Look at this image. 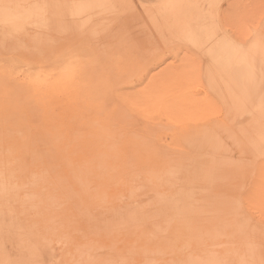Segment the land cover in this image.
<instances>
[{
	"label": "rangeland",
	"instance_id": "374dc122",
	"mask_svg": "<svg viewBox=\"0 0 264 264\" xmlns=\"http://www.w3.org/2000/svg\"><path fill=\"white\" fill-rule=\"evenodd\" d=\"M252 1L35 0L26 36L0 32V264H117L116 255L262 263L248 255L264 248V141L246 136L264 109L250 100L264 97V0ZM19 15L10 14L14 25ZM28 39L38 46L37 74L47 73L37 87L26 78ZM202 44L214 51L204 56ZM225 51L217 71L227 73V92H219L223 81L199 70ZM52 53L70 66L46 67ZM34 89L36 116L19 103ZM236 174L243 179H228ZM219 195L234 208L212 209ZM160 202L183 216L137 215ZM134 246L152 252L144 259Z\"/></svg>",
	"mask_w": 264,
	"mask_h": 264
},
{
	"label": "bare ground",
	"instance_id": "6f19581e",
	"mask_svg": "<svg viewBox=\"0 0 264 264\" xmlns=\"http://www.w3.org/2000/svg\"><path fill=\"white\" fill-rule=\"evenodd\" d=\"M35 0H22V2H20V3H12L11 1H10V4H6V3H4V0H1L0 1V9H3V12L0 14V23H2V25L3 26H5V25H10V28L9 29H3V30H0V32L1 33H3L4 35H10V34H18V35H21V36H26L28 33H27V31H25V29H26V27H28V25H31L32 27L33 26H35V24H34V15H33V13H35V10L37 9L36 8V4H35V2H34ZM250 2H251V0H249ZM254 1V3H256L255 1L256 0H253ZM253 1H252V3H253ZM244 2H246V1H243V3ZM34 3V4H33ZM243 3H241V4H243ZM246 4V3H245ZM257 5V4H256ZM248 6H250V5H247V7ZM255 6V5H254ZM6 7V8H5ZM253 7V6H252ZM28 8V9H27ZM18 9V10H17ZM242 9V8H241ZM244 9V8H243ZM244 11V10H243ZM245 11H246V9H245ZM248 11H250L249 9H248ZM13 12H16V13H19L20 15V21H19V23H17V24H13L12 22H11V20H10V14H13ZM47 13V12H46ZM35 28H33V30H34ZM104 29H105V27H104ZM109 29V28H108ZM111 29V28H110ZM105 31V30H104ZM104 31H102L101 32V34L100 35H102V33H103V36H104ZM110 31H112L113 32V30H110ZM33 32H36V31H33ZM107 32V31H106ZM108 32H109V30H108ZM108 32H107V34H108ZM112 32H109V33H112ZM107 34H106V36H107ZM109 36L111 35V34H108ZM106 36H104V37H106ZM106 37L107 39H111V36H113V35H111L110 37ZM103 37V38H104ZM113 38V37H112ZM101 39V38H100ZM106 39V40H107ZM96 40V39H95ZM97 40H99V38L97 39ZM103 40V39H102ZM116 38L114 37L113 39H111V40H109L110 42H114V43H116ZM104 41V40H103ZM103 41H101L100 40V42H103ZM108 41V42H109ZM211 41V39L208 41V42H210ZM97 42H99V41H97ZM105 42V41H104ZM207 42V43H208ZM106 43H107V41H106ZM111 43V44H112ZM107 44H109V43H107ZM21 45H22V52L23 51H25V50H27L28 51V58L27 57H25V58H27V61H28V63H27V66H28V70L26 71V74H27V80H28V78L30 79V81L32 82V83H34V86L35 87H37L36 86V82H37V79L38 78H40L41 76H45L46 77V74L47 73H43V74H37L38 73V66L36 65V62H35V60H36V58L38 57V53H37V49H38V46H36L34 49H33V42L31 43L30 42V39H28V40H26L25 42H23V43H21ZM101 45V44H100ZM106 45V44H105ZM29 46H32L30 49H28V47ZM87 46V45H86ZM103 46H104V44H103ZM2 47V46H1ZM85 47V46H84ZM33 49V50H32ZM58 49V48H57ZM88 49V48H87ZM86 48L84 49L85 51L87 50ZM177 49V48H176ZM199 53H201V54H203L204 56H206L208 53H210V52H213L214 51V48L213 47H211V48H205L204 47V44H202V45H199V46H197L196 48H195ZM181 50H179V52H180ZM187 52H188V48H187V50H186ZM178 52V51H177ZM182 52V51H181ZM174 53V52H173ZM173 53H172V55H173ZM189 53V52H188ZM190 54H192V52L190 53ZM175 56V55H174ZM179 56V55H178ZM86 57V56H85ZM15 60H17V61H19V60H21L22 59V53L20 52V53H16L15 54V56L13 57ZM60 58V53L58 54V55H56L55 53H52V55H50V57H49V59H48V61L47 62H50V65L49 66H46V67H60L61 69H63V68H66L67 66H70V60H69V58H67V59H64V60H61V59H59ZM174 59H175V57H174ZM58 60H60L61 62L59 63V61ZM223 61L225 64H227V51H225V53H224V56L222 57V58H219V59H216L215 61H210V64L208 65V68L210 69L209 71H207V66L205 67V66H203V65H201L202 66V71H201V67H200V70H199V73H202L203 72V75H205L206 76V78L208 79V81H210V82H212V83H215V81L216 80H218V79H220V80H222L223 81V84H218L219 85V87H220V91L219 92H227V73L226 72H224L225 71V69H220V71H217L218 70V62L219 61ZM64 65V66H63ZM60 68H59V70H60ZM58 70V69H57ZM170 73H172V72H170ZM25 78V79H26ZM29 81V80H28ZM208 85H214V84H208ZM32 86V85H31ZM33 87V86H32ZM25 88H26V86H25ZM25 88H22V89H25ZM31 88V87H30ZM20 89V88H19ZM19 89H18V91H19ZM28 90V89H27ZM30 91V90H29ZM23 93V92H22ZM23 94H25V93H23ZM26 94H29V93H26ZM22 96V95H21ZM20 96V97H21ZM25 97H27V96H25ZM29 99V98H28ZM30 102L29 103H26V104H24L26 101H24V100H20L19 101V103L21 104V107H22V109H23V112H31V114L32 115H34V116H36V113H37V93H36V89H34V92H33V94L30 96ZM250 100L251 101H254V102H256V103H258V104H264V97H262L261 99L260 98H258V99H255V98H253V97H251L250 98ZM194 101V100H193ZM188 102H189V99H188ZM196 102V101H195ZM187 103V102H186ZM190 103V102H189ZM198 103V105L197 106H199V102L197 101L196 102V104ZM251 103H253V102H251ZM193 105H195V104H193ZM198 108V107H197ZM200 117V116H199ZM204 117H206V116H204ZM208 117H209V115H208ZM207 117V118H208ZM217 117V116H216ZM248 117V116H247ZM246 117V118H247ZM250 117V116H249ZM203 118V117H202ZM213 118V117H212ZM211 118V119H212ZM215 118V117H214ZM196 119H198V118H193V121L194 120H196ZM244 119H245V117H244ZM248 119V118H247ZM192 120V119H191ZM202 120V119H201ZM207 120H209V119H207ZM228 120V119H227ZM249 120V119H248ZM248 120H246L245 119V122L246 121H248ZM187 121V120H186ZM190 121V120H189ZM192 121V122H193ZM199 121V120H198ZM197 121V123L199 124V122ZM206 121V120H205ZM210 121V120H209ZM236 121H238V120H236ZM191 122V121H190ZM244 122V121H243ZM243 122H242V125H243ZM244 122V123H245ZM33 123V125L35 126L36 125V121L35 122H32ZM188 123V121L185 123V124H187ZM196 123V124H197ZM201 123V122H200ZM229 123V122H228ZM191 124H193L194 125V123H191ZM238 124V123H237ZM236 124V122H235V125H237ZM181 124H179V126H180ZM182 125H184V123L182 124ZM239 125V124H238ZM237 125V126H238ZM241 125V124H240ZM237 126H236V128H237ZM250 126L251 127H249L250 128V130H248V134L246 135L247 136V138L248 139H253L254 137L256 138V139H258V140H262V141H264V109L263 108H261V109H258V111L256 112V114H253V122H252V124H250ZM215 134V133H214ZM253 137V138H252ZM175 138V137H174ZM175 141H177L176 139H175ZM180 142V141H179ZM166 146V145H165ZM164 146V147H165ZM232 147V146H231ZM159 150V149H158ZM157 150V151H158ZM163 150H166V148L165 149H163ZM152 151V150H151ZM167 151V150H166ZM165 151V152H166ZM153 152V151H152ZM168 152V151H167ZM170 152V151H169ZM168 152V153H169ZM186 152V151H185ZM162 153V152H161ZM181 153H182V151H181ZM151 154V153H150ZM161 155V154H160ZM169 155V154H168ZM236 155V154H235ZM234 155V156H235ZM2 156V155H1ZM164 156V155H163ZM223 158V157H222ZM229 158V157H228ZM253 158V157H252ZM252 158H250V157H248V156H246V158L245 159H243L245 162H251V161H255L254 159H252ZM2 161V160H1ZM3 162V161H2ZM2 164V163H1ZM236 170L238 169V167H236L235 168ZM133 170V169H132ZM134 171V170H133ZM130 172V171H129ZM234 172H238V171H234ZM246 174V173H245ZM236 175H241V174H236ZM232 176V175H230L229 176V178L228 179H230V178H232V177H237L238 179H241L242 177L241 176ZM138 176H140V175H138ZM147 177V176H146ZM148 177H150V176H148ZM121 178V177H120ZM129 178V177H128ZM131 179V178H130ZM243 179V178H242ZM138 184V183H137ZM136 187H137V185H136ZM158 187V186H157ZM140 188V187H139ZM152 189V188H151ZM138 191V190H137ZM139 193V192H138ZM150 195V194H149ZM148 195V196H149ZM159 196V195H158ZM157 196V197H158ZM219 198L217 199V202H218V204H216L215 206V208H212V209H219L220 211H226V210H232V208H234V206H232V204H231V199L230 198H225V197H220V195L218 196ZM199 200V199H198ZM141 202V201H140ZM171 201L169 200L168 202H166V203H170ZM156 203H158V202H156ZM164 204V202H160V205L158 206L159 208H152V210L150 211L149 210V212L146 214L145 213V211L144 212H141V211H139L138 212V216L139 217H143V216H153L152 214H155V210L158 212V215H157V217L159 218V217H162V216H164V215H166V216H171V217H175V218H181V216H183V215H178L176 212L179 210H177L176 212H174L173 213V209H174V207L175 206H170V205H172V204H170V205H168V204H165V205H163ZM140 204V203H139ZM153 204H154V202H153ZM202 204V203H201ZM204 204V203H203ZM149 205H151V204H149ZM152 206V205H151ZM147 207V206H146ZM146 207L144 208V210H146ZM154 207V206H153ZM148 208H150V207H148ZM166 208H168V210L169 211H167V209ZM176 208V207H175ZM159 209V210H158ZM187 209V208H186ZM190 209V208H189ZM147 212V211H146ZM191 212V211H190ZM219 212V211H218ZM182 213V212H181ZM222 213V215H217L216 217L218 218V217H221V216H226L227 217V212H221ZM131 215L133 216V217H136V215H135V212L134 211H131ZM196 215V214H195ZM154 217H156V216H154ZM153 217V218H154ZM225 217V218H226ZM152 218V217H151ZM138 219V218H137ZM199 219V218H198ZM200 220V219H199ZM217 221H219V222H216L215 224L216 225H218L221 221H223L222 219H216ZM179 222H183V221H179ZM226 223H222L221 225H219V226H224ZM182 225V224H181ZM205 225V224H204ZM184 226H185V224H184ZM205 227V226H204ZM224 228V227H223ZM131 229H133V230H135L134 228H131ZM152 229H153V226H152ZM216 229H217V231H216ZM215 229V233H216V235H221V234H226L227 235V233H226V230H222L221 228H216ZM136 232H138L139 234H145V230H143V228H138V229H136L135 230ZM161 232L162 230H161V228H155L154 227V230H151V232ZM123 232H125V231H123ZM184 232V231H183ZM187 232V231H186ZM203 231H201V233H202ZM213 232V231H212ZM180 233V232H179ZM214 234V233H213ZM125 235V234H124ZM181 235V234H180ZM205 235V234H204ZM122 236H123V234H122ZM121 236V238H123ZM155 236H157V235H155ZM183 236V235H182ZM127 237V236H126ZM136 237V236H135ZM157 237H159V236H157ZM157 237H155V239H153V236L152 237H150L149 238V236H141L140 237V239L141 240H143V241H145V242H148V243H151L152 241L151 240H155V241H162V240H160V239H156ZM211 237V236H210ZM220 237V236H219ZM138 238V237H137ZM125 239V238H124ZM123 239V241H125ZM197 240V239H196ZM227 240V239H226ZM113 241V240H112ZM119 241V240H118ZM132 242V241H131ZM135 242V241H134ZM137 242H138V240H137ZM204 242V241H203ZM127 243V242H126ZM133 243V242H132ZM116 244V243H115ZM119 244H120V242H119ZM135 244V243H134ZM210 244V243H209ZM251 244V243H250ZM131 245V244H130ZM139 245V244H138ZM145 245V244H144ZM143 245V246H144ZM263 245V244H262ZM89 246V245H88ZM115 246V245H114ZM125 246V245H124ZM141 246V245H140ZM111 247V246H110ZM117 247V246H116ZM185 247V246H184ZM248 247V246H247ZM252 246H250V248H251ZM254 248H255V246H253ZM253 247L251 248V250L253 249ZM260 247H261V244H260ZM118 248H120V247H118ZM173 248H176V246L175 247H173ZM178 248H180V247H178ZM249 248V247H248ZM262 248V247H261ZM81 249V248H80ZM129 249V248H128ZM132 249V248H131ZM188 249H189V246H188ZM56 250V249H55ZM85 250V249H84ZM126 250V249H125ZM178 250V249H177ZM181 250V249H180ZM192 250V249H191ZM205 250V249H204ZM211 250V249H210ZM73 251V250H72ZM72 251H71V253H72ZM82 251V250H81ZM103 250H100V253H103L102 252ZM123 251V250H122ZM130 251V250H129ZM148 251L149 252H152V250H149V249H147V248H139V250L137 249V247H135L134 246V248H133V252L131 251V253L132 254H135V252L137 253H142V257L145 259V258H148ZM179 251V250H178ZM207 251V250H206ZM217 251V250H216ZM249 251V250H248ZM247 251V252H248ZM176 252V251H175ZM251 252V251H250ZM253 252V251H252ZM74 253V252H73ZM81 253V252H80ZM92 253V252H91ZM94 253V252H93ZM115 253V252H114ZM157 253V252H156ZM182 253V252H181ZM206 253V252H205ZM210 253V252H209ZM249 253V252H248ZM57 254V253H56ZM86 256H88L86 253H84ZM83 254V255H84ZM97 254H99V253H97ZM106 254V253H105ZM119 254V253H118ZM122 254H124V253H122ZM128 254V253H127ZM151 254V253H150ZM155 254V253H154ZM187 254V253H186ZM247 254V253H246ZM145 255H147L146 257H145ZM172 255V254H171ZM171 255H168V256H171ZM185 255V254H184ZM248 255H251V256H257V261H262V263L261 264H264V260L263 259H261V257H259V256H263V258H264V248H262V249H260V250H258V251H256L255 253H249ZM97 256V255H96ZM117 256V258H116V262H117V264H139L136 260H135V258H134V260H133V262L132 263H128L129 261H127V262H125V261H122L121 259V261H118L119 260V257H118V255H116ZM140 256V255H139ZM153 256V255H152ZM156 256V255H155ZM158 256V255H157ZM159 256H161V255H159ZM158 256V257H159ZM190 256V255H189ZM209 256V255H208ZM135 257V256H134ZM141 257V258H142ZM77 258V257H76ZM84 258H86L85 256H84ZM91 258V257H90ZM96 258V257H95ZM95 258H94V260H95ZM98 258V257H97ZM142 258V259H143ZM174 258V257H173ZM176 258V257H175ZM179 258V257H178ZM203 258H204V256H203ZM80 259V258H79ZM93 259V258H92ZM106 259V258H105ZM129 259H133V258H129ZM161 259V258H160ZM163 259V258H162ZM168 259V258H167ZM104 260V259H103ZM149 260V259H148ZM179 260V259H178ZM181 260V259H180ZM192 260H194V259H192ZM141 261V260H140ZM150 261V260H149ZM148 261V262H149ZM164 261V260H163ZM170 261V260H169ZM184 261H185V259H184ZM221 261V260H220ZM91 262H92V260H91ZM100 262V261H99ZM103 262V261H102ZM106 262V261H105ZM115 262V263H116ZM131 262V261H130ZM173 262V261H172ZM191 262V261H190ZM197 262V261H196ZM225 262V261H224ZM93 263V262H92ZM96 263V262H95ZM161 263V262H160ZM174 263V262H173ZM184 263V262H183ZM182 263V264H183ZM144 264H146V261L144 262ZM147 264H149V263H147ZM155 264V263H154ZM165 264V263H164ZM169 264V263H168ZM190 264V263H189ZM193 264V263H192ZM198 264V263H197ZM199 264H200V262H199Z\"/></svg>",
	"mask_w": 264,
	"mask_h": 264
}]
</instances>
